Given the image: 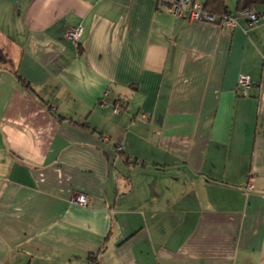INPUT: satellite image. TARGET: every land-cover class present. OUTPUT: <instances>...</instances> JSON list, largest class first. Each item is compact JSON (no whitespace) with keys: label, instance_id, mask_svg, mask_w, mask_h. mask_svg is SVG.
I'll use <instances>...</instances> for the list:
<instances>
[{"label":"crops","instance_id":"obj_1","mask_svg":"<svg viewBox=\"0 0 264 264\" xmlns=\"http://www.w3.org/2000/svg\"><path fill=\"white\" fill-rule=\"evenodd\" d=\"M173 1L0 0V264H264V5Z\"/></svg>","mask_w":264,"mask_h":264},{"label":"built area","instance_id":"obj_2","mask_svg":"<svg viewBox=\"0 0 264 264\" xmlns=\"http://www.w3.org/2000/svg\"><path fill=\"white\" fill-rule=\"evenodd\" d=\"M170 12L173 17L177 20H185L188 22H197L212 24L220 27L221 29L233 30L238 27V20L243 18L247 20L250 25H253L262 19L260 15L254 13L250 9H245L243 11L237 12L235 15L224 14L222 17H216L212 14L207 13L203 10L202 4L196 0H174L170 5ZM83 29L81 26L69 30L66 34V38L73 44L77 45L79 39L81 38ZM251 80L246 75H241L237 81V93L241 97H246L248 89L251 87ZM123 102H115L114 113L117 114L121 111ZM121 150L118 148L117 153ZM250 189V186L248 187ZM71 202L85 207L88 204V198L84 194H77L71 198Z\"/></svg>","mask_w":264,"mask_h":264},{"label":"trees","instance_id":"obj_3","mask_svg":"<svg viewBox=\"0 0 264 264\" xmlns=\"http://www.w3.org/2000/svg\"><path fill=\"white\" fill-rule=\"evenodd\" d=\"M255 5H264V0H237L236 1V12L243 11L245 9H250ZM203 10L209 14H212L216 17H222L224 14H231L225 4V0H205L202 3ZM125 105L123 103L122 108ZM121 156V152L119 153ZM126 161V158H124ZM89 262L91 264H96V259L94 257H89Z\"/></svg>","mask_w":264,"mask_h":264}]
</instances>
